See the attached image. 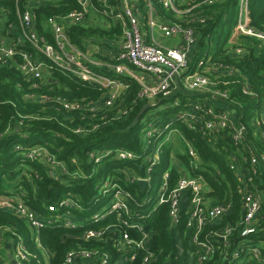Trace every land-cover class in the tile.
<instances>
[{
	"label": "trees",
	"instance_id": "1",
	"mask_svg": "<svg viewBox=\"0 0 264 264\" xmlns=\"http://www.w3.org/2000/svg\"><path fill=\"white\" fill-rule=\"evenodd\" d=\"M173 2L181 13L164 7L159 0H152V6L155 15L181 28H193L196 41L186 74L194 71L197 63L203 60L204 66L208 67L204 73L219 80L221 89L228 90V99L224 101L235 109L236 118L246 124L248 143L258 154H264V141L259 139L250 122L253 112L264 102V45L244 35H239L233 43L229 41L237 22L238 0ZM0 4L4 7L0 30L3 33L9 24L16 27L17 16L14 0H1ZM109 4L114 12L121 8L120 0H109ZM92 5L94 9L86 14L82 22L64 23V27L71 42L81 51L108 61L119 48L122 26L114 22L107 29L89 22L92 11L104 15L102 11L105 6L97 0H92ZM146 5V0H136L134 4L141 14L143 27H147L148 21ZM247 8L249 24L264 32V0H247ZM80 9L77 0H45L31 11L37 31L43 33L47 17L64 16ZM21 47L28 48L26 45ZM237 47L242 49V53H235ZM20 61V56L15 54L12 60L0 64V198L10 201L21 198L30 209L42 216H56L47 209L48 205H54L57 211L53 214L69 211L73 216L85 220L77 222L75 227H67L63 220H59L57 226H45L36 231L12 208H0V232L6 243L20 236L29 253L26 264H61L68 251L79 248H97L102 253L107 252L110 258L106 264H117L121 252L112 242L84 241L81 238L85 229L103 228L115 220L114 214H107L97 221L91 218L98 212L102 213L110 202L111 193H102L100 189V182L109 176L118 177L122 188L131 193L133 199L128 201L129 207L137 213L147 214L145 229L150 236L149 248L155 254L151 264H232L230 253L237 244L236 236L238 245L242 239H247L259 245L264 254L263 211L252 234L240 236L238 224V235L235 231L229 248H224L216 237L211 238L215 247L213 255L198 263L191 244L193 229L186 226L190 216V199L186 198L183 202L178 224L170 220L167 203H157V187L163 174H168L162 192L164 197L180 177L173 163L174 158H178L191 176L200 175L203 178L206 198L213 204L228 200L232 202L231 210L218 222L205 225L202 237L226 224L234 225L241 219L243 211L239 182L235 171L229 167L231 155H236L238 146L232 143L227 134L212 144L199 134L196 127H190L179 117L192 102L204 97L203 94L176 87L168 96L160 95L149 102V99L138 97L139 84L132 77L118 76L104 67H94L128 85L122 100L128 114L80 135L73 129L84 121H91L87 112L81 111L86 117L84 121L80 120L77 112L66 111L55 98L59 96L69 101L82 99L92 102L98 99L103 89L49 66L45 68L42 79H29L21 72L18 66ZM208 63H212V66H207ZM244 89L250 93H244ZM111 112H107L108 116ZM147 131H150V135H146ZM175 131L183 134L196 149L198 160L195 166L190 163L184 141L178 139V145H175L170 140L171 132ZM36 145L44 147L58 161L64 162L69 173L62 174L57 170L58 176H51L50 168L44 161L27 158L25 152ZM157 145L158 160L151 168L145 189L141 191L136 181L125 183L122 171L130 170L142 175ZM102 149H111L113 154L119 149L129 150L137 158L120 160L111 154L99 163L90 160V151ZM261 177L258 189L264 188V175ZM65 198L80 207H58ZM129 232L138 238L137 231ZM133 253V260L119 261L118 264H141L144 252L135 249ZM75 264H100V260H78Z\"/></svg>",
	"mask_w": 264,
	"mask_h": 264
},
{
	"label": "built area",
	"instance_id": "2",
	"mask_svg": "<svg viewBox=\"0 0 264 264\" xmlns=\"http://www.w3.org/2000/svg\"><path fill=\"white\" fill-rule=\"evenodd\" d=\"M1 1V0H0ZM23 3L19 5V2ZM45 0H14L17 16V25L13 27L9 24L4 32H0V64L12 60L15 54L20 56L18 64L21 72L29 79H42L47 66L55 67L65 71L68 75L78 78L81 81L96 84L103 92L97 100L92 102L69 101L64 97H56L55 101L60 103L68 112H77L76 116L80 120H85L82 110L87 112V117L91 121H84L73 129V132L83 135L92 132L114 118H119L128 114V108L123 105L122 100L128 90V85L117 78L105 75L94 67H104L107 71L118 76H128L135 79L139 84V98L153 99L157 96H168L176 88V78L183 72L189 71L190 54L196 41V35L191 27L181 28L177 24L171 23L168 26L162 25L161 30L165 34L179 32L182 36L181 42L176 46L165 47L155 42L146 41V32L141 22V14L128 0H120L121 8L114 12V8L109 4V0H97L105 9V16L111 17L115 22L121 24L122 39L118 50L111 54L108 61L92 57L90 54L81 51L73 44L65 30L64 23L82 22L86 14L93 10L92 0H77L80 10H72L64 16L52 15L46 18L44 32L40 33L35 27V20L32 8L41 4ZM146 10L148 12L147 27H155L153 17L155 15L152 0H146ZM164 7L171 8L176 13H181L176 8L173 0H159ZM193 1V0H192ZM211 3L214 0H202ZM4 7L0 4V30L3 21ZM239 35L249 36L258 40L264 45V32L255 29L249 24L247 0H240L237 22L232 30L229 41L235 42ZM9 40V41H8ZM26 45L28 48L21 46ZM235 53H242V49L237 47ZM212 66L208 63L207 66ZM204 62L201 59L195 70L189 76L185 88L192 92H204L205 96L196 99L187 110L180 113L179 117L190 127H196L201 136H205L208 142L214 144L225 134L229 136L232 143L238 146L236 155H231L229 167L236 173L241 193L242 216L240 221L234 225L226 224L221 229L203 234L206 224L218 222L232 207L230 200L213 204L206 198L204 192V181L201 176L182 175L171 188L166 197L163 190L166 187L167 172L163 174L162 181L157 187V203H167L168 216L173 224L180 221L183 202L186 198L191 201L190 216L186 226L193 229L191 244L197 256V262L203 263L210 258L215 250L211 238L216 237L222 242L224 248L231 246V237L234 232L238 235V224L240 225L239 235L245 237L252 234L256 228L261 212H264V188L258 189L261 185V175H264V154H258L247 141V126L244 122L233 117L227 110L220 108L216 103L210 102L228 99L227 89L219 87V80L211 81L206 74L201 71ZM148 74L152 78L151 83L139 80L134 71ZM249 94L248 89L243 90ZM83 101V102H81ZM256 110H259L256 109ZM255 110V111H256ZM114 111V112H111ZM107 112H111L108 116ZM259 139L264 141V102L261 108L250 120ZM146 135H150L147 131ZM187 143V153L190 163L194 166L198 160L196 149ZM210 143V144H211ZM158 146H156L153 156L148 161L144 173L139 175L130 170H123L125 183H131L138 179L146 180L149 183L150 171L153 164L158 160ZM113 154L111 149L90 151L88 157L95 163H99L104 157ZM29 159L44 161L50 168L51 176H58L57 170L62 174H68L64 162L58 161L44 147L36 145L25 152ZM114 157L120 160H130L137 158V155L129 150L119 149ZM124 182V180H123ZM101 192L111 193L109 204L102 213L98 212L91 218L93 221L102 219L107 214H114L115 220L103 228H87L81 234L84 241L96 240L102 243L109 241L121 252L117 264L131 261L134 258L133 251L141 249L144 256L141 264H151L155 259L154 252L149 248V234L145 229L147 214L133 211L128 201L133 197L126 188L119 184V178L109 176L100 185ZM190 195V197H189ZM13 202V204L11 203ZM0 198V208L11 209L20 218L24 219L28 226L38 231L45 226H57L59 220H63L67 227H75L77 222L85 221L82 218L73 216L69 211H57L54 205H48V212L56 216H42L30 209L21 198ZM80 206L69 198L59 202L58 207ZM129 231H137L138 238L131 236ZM236 236V246L230 253L232 264H264V254L261 247L252 244L247 239H242L238 245ZM9 243L7 247L6 244ZM5 242L0 232V264H26L29 253L27 252L20 236H16L13 241ZM10 254L13 263L7 257ZM225 254V258H226ZM110 254L100 252L99 249L79 248L66 253L61 264H75L78 260L95 261L100 260V264H106Z\"/></svg>",
	"mask_w": 264,
	"mask_h": 264
},
{
	"label": "crops",
	"instance_id": "3",
	"mask_svg": "<svg viewBox=\"0 0 264 264\" xmlns=\"http://www.w3.org/2000/svg\"><path fill=\"white\" fill-rule=\"evenodd\" d=\"M186 0H181V4L184 3ZM129 3L131 4H135L136 0H128ZM121 7V6H120ZM90 15V20L89 22H91L92 24H95L97 25V23H100V22H103V26L101 27H104V28H107L109 29L110 26H111V23L114 24V20L111 18V17H106L104 16L103 14H99L97 13L96 11H92ZM96 15L99 16V18H96ZM92 16V17H91ZM100 17H103L105 20H101ZM97 19V20H96ZM96 20V21H95ZM153 21L155 22V27H152L151 29L149 27H144V32H146V41L148 43H151V42H155L161 46H165V47H170V46H176L178 45L180 42H181V34L179 32H175V33H170V34H165L162 30H161V27H158V26H162V25H165V26H168L171 24L170 21L168 20H165L164 18H161L157 15H154L153 17ZM237 37L235 38V41H236ZM9 41V40H8ZM208 67L202 69L201 71H208L207 69ZM191 73V72H190ZM134 74L135 76L145 82V83H151L152 82V78L150 75L148 74H144L142 72H138L137 70L134 71ZM205 74V73H204ZM189 76L190 74H186V72H183L181 73L177 78H176V81L179 82L181 88L183 89V91H186V92H191V93H201L205 96V93L204 92H192V91H189L188 89L185 88V83H187L188 79H189ZM206 76L208 78H210L211 81H215L216 78H212L210 77L209 75L206 74ZM176 83V82H175ZM176 87L178 88L177 84H176ZM202 98V97H201ZM212 104H217L220 108H223L225 110L228 111L229 114H231L233 117H236V111L233 107H231L230 105H228L226 102H221V101H216L214 100V102H210ZM261 108V105L259 106V110ZM258 109V108H257ZM259 110H256L253 112V116L254 114H256V112H258ZM252 116V117H253ZM174 132H171V135H170V140L174 137ZM178 137V139L180 141H184V143L187 145L186 143V138L184 137L183 134H180L178 135V133L176 134ZM208 140V139H207ZM172 141V140H171ZM191 144V143H190ZM192 145V144H191ZM197 153V151H196ZM198 157V155H197ZM173 163L174 165L176 166V168L178 169L179 173H180V177L182 175H190L188 173V171L185 169L184 165L182 164V162L178 159V158H174L173 160ZM191 176V175H190ZM200 176V175H198ZM202 178V177H201ZM203 180V178H202ZM205 184V183H204ZM203 189H204V192L206 191V186L204 185L203 186Z\"/></svg>",
	"mask_w": 264,
	"mask_h": 264
},
{
	"label": "water",
	"instance_id": "4",
	"mask_svg": "<svg viewBox=\"0 0 264 264\" xmlns=\"http://www.w3.org/2000/svg\"><path fill=\"white\" fill-rule=\"evenodd\" d=\"M176 84L178 86L179 89H182L179 82L176 81ZM183 90V89H182ZM142 113V112H140ZM137 185L139 186L140 190L143 191L146 187V180H143V179H138L136 181ZM6 246L8 247L9 246V243L6 244ZM7 257L10 259V261L13 263V259L11 258L10 254L8 253L7 254ZM76 261H78V259H76Z\"/></svg>",
	"mask_w": 264,
	"mask_h": 264
},
{
	"label": "rangeland",
	"instance_id": "5",
	"mask_svg": "<svg viewBox=\"0 0 264 264\" xmlns=\"http://www.w3.org/2000/svg\"><path fill=\"white\" fill-rule=\"evenodd\" d=\"M238 3L240 4V0H238ZM92 17V16H91ZM96 18H99V16L98 15H96ZM101 18V20H105L103 17H100ZM97 20V19H96ZM95 20V21H96ZM97 25H99V26H103V22H100V23H97ZM94 48L91 46V50H93ZM90 52V51H89ZM138 72H140V71H138ZM45 73V72H44ZM149 102H153V99H151V100H149ZM178 133V135H180V133L178 132V131H175L174 132V137L171 139L172 141H173V143L175 144V145H178V136L176 135ZM102 182L103 181H101L100 182V185L102 184Z\"/></svg>",
	"mask_w": 264,
	"mask_h": 264
}]
</instances>
